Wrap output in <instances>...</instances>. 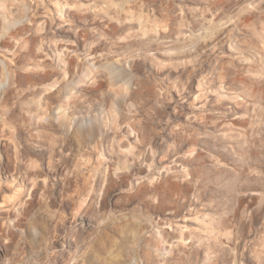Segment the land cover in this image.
Wrapping results in <instances>:
<instances>
[{
	"label": "rangeland",
	"instance_id": "1",
	"mask_svg": "<svg viewBox=\"0 0 264 264\" xmlns=\"http://www.w3.org/2000/svg\"><path fill=\"white\" fill-rule=\"evenodd\" d=\"M0 264H264V0H0Z\"/></svg>",
	"mask_w": 264,
	"mask_h": 264
}]
</instances>
